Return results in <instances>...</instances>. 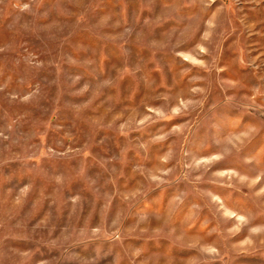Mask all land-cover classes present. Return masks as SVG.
<instances>
[{
	"label": "rangeland",
	"instance_id": "1",
	"mask_svg": "<svg viewBox=\"0 0 264 264\" xmlns=\"http://www.w3.org/2000/svg\"><path fill=\"white\" fill-rule=\"evenodd\" d=\"M0 264H264V0H0Z\"/></svg>",
	"mask_w": 264,
	"mask_h": 264
}]
</instances>
